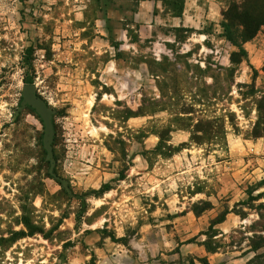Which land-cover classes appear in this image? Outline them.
I'll use <instances>...</instances> for the list:
<instances>
[{
    "label": "rangeland",
    "instance_id": "1",
    "mask_svg": "<svg viewBox=\"0 0 264 264\" xmlns=\"http://www.w3.org/2000/svg\"><path fill=\"white\" fill-rule=\"evenodd\" d=\"M135 1L0 0V264H246L264 244V26L241 52L223 23L244 0L197 28L169 1L137 23ZM27 83L66 186L41 117L16 116Z\"/></svg>",
    "mask_w": 264,
    "mask_h": 264
},
{
    "label": "crops",
    "instance_id": "2",
    "mask_svg": "<svg viewBox=\"0 0 264 264\" xmlns=\"http://www.w3.org/2000/svg\"><path fill=\"white\" fill-rule=\"evenodd\" d=\"M102 1V0H101ZM169 0H136V11L134 20L137 23L143 21H153L157 17L156 13L159 9L166 4ZM173 1V0H170ZM219 8V3L215 0H184V9L181 15H175L174 12H169V20L178 22L181 27H201L202 23H212L217 21L219 18L217 16ZM118 9L120 10L121 8ZM114 12V10H113ZM113 16L110 12H104L100 20L105 22V29L108 33H111L108 27L109 22L112 21ZM183 25V26H182ZM188 25V26H187ZM253 151L258 154L264 153V137L256 138L253 140ZM249 216V215H247ZM249 220L246 219V224ZM264 252V248L259 250H254L251 245L246 243V264H250V261L259 253Z\"/></svg>",
    "mask_w": 264,
    "mask_h": 264
},
{
    "label": "trees",
    "instance_id": "3",
    "mask_svg": "<svg viewBox=\"0 0 264 264\" xmlns=\"http://www.w3.org/2000/svg\"><path fill=\"white\" fill-rule=\"evenodd\" d=\"M178 5L177 12L174 11L175 15H181L184 9V0H173L170 1ZM225 22L223 27L227 38L235 44L241 52H245L243 44L256 37L258 31L262 26H264V0H244L241 4H234L230 7L228 11L224 13ZM247 53V52H246ZM234 62H237L233 58ZM256 137L264 136L261 133L255 135ZM108 190V187L104 185L100 190H95L93 193H104ZM262 193L258 195L261 197ZM252 199H257L251 196ZM226 215H223L216 223H221L226 220ZM254 244L253 249L259 250L264 248V244L256 245ZM211 251V250H209ZM203 264H211L208 258L202 260ZM189 264H195L194 261ZM250 264H264V252L257 254L251 261Z\"/></svg>",
    "mask_w": 264,
    "mask_h": 264
},
{
    "label": "water",
    "instance_id": "4",
    "mask_svg": "<svg viewBox=\"0 0 264 264\" xmlns=\"http://www.w3.org/2000/svg\"><path fill=\"white\" fill-rule=\"evenodd\" d=\"M26 107L33 108L36 113L41 117L44 123V135H43V145L47 152V159L51 163L50 174L57 179L62 180L66 186V181L58 177L55 173L56 158L54 155V137H55V126H54V114L55 111L50 107V105L40 96L37 92V87L35 83H27L24 85L22 100L20 106L16 111V116L24 110Z\"/></svg>",
    "mask_w": 264,
    "mask_h": 264
}]
</instances>
